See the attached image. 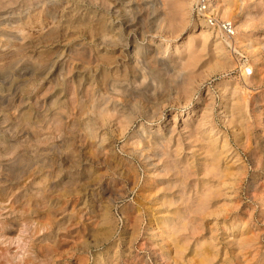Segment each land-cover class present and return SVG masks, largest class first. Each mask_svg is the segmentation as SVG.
Masks as SVG:
<instances>
[{
	"label": "rangeland",
	"instance_id": "1",
	"mask_svg": "<svg viewBox=\"0 0 264 264\" xmlns=\"http://www.w3.org/2000/svg\"><path fill=\"white\" fill-rule=\"evenodd\" d=\"M192 4L0 0V264H264V0L217 4L236 43L199 28ZM119 33L129 50L163 47L176 64L170 75L156 64L131 67L130 53L111 42ZM183 71L187 100L160 96ZM143 77L147 89L137 91ZM133 98L157 105L158 118L135 113L122 134L106 115L97 121L106 140L93 142V99L101 110L114 101L129 110ZM140 123L181 131L187 188L178 177L167 191L161 162L146 168L126 151Z\"/></svg>",
	"mask_w": 264,
	"mask_h": 264
},
{
	"label": "bare ground",
	"instance_id": "2",
	"mask_svg": "<svg viewBox=\"0 0 264 264\" xmlns=\"http://www.w3.org/2000/svg\"><path fill=\"white\" fill-rule=\"evenodd\" d=\"M93 1V0H92ZM126 1V0H125ZM153 1V0H152ZM166 2H168L169 0H165ZM191 1V0H190ZM229 1V0H228ZM56 2V1H55ZM141 3V2H140ZM153 4V3H152ZM151 4V5H152ZM175 4V3H174ZM173 4V5H174ZM110 5V4H109ZM115 5V4H114ZM163 5V4H162ZM172 5V7H173ZM147 6V5H146ZM161 6V5H160ZM169 6V5H168ZM176 8L177 5L175 4ZM175 6L173 7V9L175 8ZM181 6V5H180ZM217 6V5H216ZM126 7V6H125ZM171 7V6H170ZM168 7V8H170ZM179 7V4H178ZM79 8V7H78ZM159 8V6H158ZM163 8V7H162ZM167 8V9H168ZM172 9H170L171 12ZM176 10V9H175ZM174 10V11H175ZM159 11V10H158ZM173 11V12H174ZM179 11V10H178ZM139 12V11H138ZM161 12V10L159 11ZM142 13V12H141ZM165 13V12H164ZM168 13V12H167ZM175 13V12H174ZM223 16L224 17H229L230 16V8L229 6L223 8ZM145 14V13H144ZM173 14V13H172ZM177 14V13H176ZM150 15V14H149ZM119 16V15H118ZM123 16V15H121ZM137 16V14H136ZM173 16V15H172ZM151 17V16H150ZM178 18V16H176ZM131 19V18H130ZM135 19V18H134ZM137 19V18H136ZM157 19V18H156ZM119 20V19H118ZM138 20V19H137ZM176 20V19H175ZM126 21V20H125ZM129 21V20H127ZM143 21V20H142ZM253 21V20H252ZM110 22V21H109ZM137 22V21H136ZM176 22V21H175ZM179 22V21H177ZM176 22V23H177ZM115 23V22H114ZM120 23V21H119ZM128 23V22H127ZM143 23V22H142ZM157 23V22H156ZM155 23V24H156ZM132 24V23H131ZM179 24V23H178ZM154 25V24H153ZM166 25V23L164 24ZM116 26V25H115ZM121 26V25H120ZM127 26V25H126ZM205 26H207V24L205 25L204 21H202V25L199 26V28L204 29ZM114 27V26H113ZM144 27V26H143ZM167 27V26H166ZM165 27V28H166ZM176 27V26H175ZM117 28V27H115ZM153 28V27H152ZM180 28L179 25L177 27V29ZM118 29V28H117ZM124 29L126 30V28L124 27ZM170 29V28H169ZM171 30V29H170ZM199 30V29H198ZM206 30V29H204ZM118 31V30H117ZM123 32V31H122ZM126 32V31H125ZM150 32V31H149ZM153 32V31H152ZM167 32V31H166ZM94 34V33H93ZM240 34V33H239ZM91 35V34H90ZM114 41H111L112 44H120V46L122 48H126L127 50H129V46L128 45V41L126 39V41H123L121 33H119V35H114L112 36ZM225 37V42L227 43H233V42H238V37L235 34L234 37ZM135 38V37H134ZM97 39V38H96ZM125 39V38H124ZM90 40V39H89ZM102 40V39H100ZM109 40V39H108ZM137 40V39H136ZM189 41V40H188ZM154 42V41H153ZM105 43V42H104ZM191 43V42H190ZM89 44V43H88ZM100 44V43H99ZM107 44V43H106ZM152 45V42L150 41L149 44L143 48H140L139 44L137 42H135L132 46V48H130L129 51H127L126 49H124L127 53H130L128 62L130 64L131 67H137V66H141L142 68L146 67L148 64H156L162 75L165 76H169L170 75V71L175 67V61H166L164 59L163 53H164V49L163 47L161 48L160 51H156L155 48H151L150 46ZM248 45V44H247ZM97 46V45H96ZM103 46V45H102ZM187 46V44H186ZM84 47V46H83ZM114 47V46H113ZM179 48V47H178ZM106 49V46H105ZM120 49V47H119ZM177 49V48H176ZM222 49V48H221ZM178 50V49H177ZM124 52V51H123ZM173 52V51H172ZM192 53V52H191ZM120 54V53H119ZM195 55V54H194ZM124 57V56H122ZM196 57V56H195ZM124 59V58H122ZM182 60V59H181ZM113 61V60H112ZM117 61V60H116ZM122 62V61H121ZM120 62V63H121ZM104 63V62H103ZM181 63V62H180ZM101 65V64H100ZM123 65V64H122ZM185 65V64H184ZM183 66V65H182ZM244 66V65H242ZM250 70L251 72H253V65L250 63ZM109 67V66H108ZM246 68V67H245ZM243 69V68H242ZM185 70V69H184ZM248 72V71H247ZM82 73V72H81ZM87 73V72H86ZM128 73V72H127ZM246 73V72H245ZM97 74V73H96ZM251 74V73H249ZM192 75V74H191ZM176 76V75H175ZM178 76V75H177ZM190 72H182V75L180 76L179 79L174 81V88L171 89H166V88H160V96L165 97L166 99H171L172 97V93H175L176 95L179 96V98H183L184 101L187 100V97H189V94L187 93L189 91L190 88ZM144 78L139 80V82H136V85H134V88H136L137 91L145 88L147 89V86L145 84ZM198 78V77H197ZM247 76L244 77V80L246 81ZM100 83V82H99ZM153 84V83H151ZM102 85V84H101ZM157 85V84H155ZM196 87V86H195ZM252 87V86H251ZM250 87V88H251ZM110 88V87H109ZM193 88V87H192ZM191 88V89H192ZM249 88V87H247ZM101 89V88H99ZM125 90L130 89L129 87L124 88ZM150 89V88H149ZM159 89V88H158ZM195 89V88H194ZM193 89V90H194ZM96 90V89H95ZM112 91L115 92H120L119 88H111ZM191 91V90H190ZM103 93V92H102ZM121 93V92H120ZM151 93V92H150ZM127 95V94H126ZM174 95V94H173ZM194 95V94H193ZM125 96V95H124ZM128 96V95H127ZM122 97V96H121ZM176 97V96H175ZM124 98V97H123ZM152 98V97H151ZM140 99V98H139ZM139 99L133 98L131 100V104H130V108L129 110H127L125 104L123 103H116L115 101L112 102L110 105V107H106L103 108L102 110L99 108V104L97 101H95V99H93V104H92V125L90 128V134L91 137L93 138V142L94 140H99V144H101V142H103L104 140H106V138L104 137V133H99L97 132V128H98V120H104L105 116L107 115L109 118L111 117L112 120L116 123L120 125L122 134H124L125 130H127V127L129 125H131L132 119L134 118V114L138 113L139 116H141L145 121L147 122H151L154 121L155 119L158 118V109H157V105L156 108H149V109H144L141 106V103H139ZM154 99V98H153ZM157 100V99H156ZM182 100V99H181ZM189 100V99H188ZM257 100V99H256ZM155 101V100H154ZM174 102V100H173ZM106 103V102H105ZM170 103V101H169ZM175 104V103H174ZM91 105V104H90ZM109 106V105H108ZM160 110V109H159ZM164 110V108L162 109ZM191 117V116H190ZM70 119V118H69ZM186 119V118H185ZM138 123V122H137ZM193 123V122H192ZM149 124V123H148ZM101 125V124H100ZM148 126V125H147ZM146 125H144L143 123H140L138 125V128L135 130V132L133 133V135L130 137L129 136V146L126 149V151L130 154H133L134 156H136L138 158V160L144 165V167L146 168H157L159 166H163L164 168V173H165V179L162 181L163 183H165L164 187L167 191L170 192L171 187H172V182L175 180H178V177H183L182 179V183H183V187L187 188L188 183H187V179L188 176L190 175V173L188 172V170L190 169L187 164H186V160L184 159V154L181 155V153H179V150H181L182 148H184L185 144L183 143L182 140V133L181 131H177L176 132V126L175 123L172 126L169 125H165L162 128H155V129H149ZM131 127V126H130ZM100 128V126H99ZM182 129H186V133L188 134V138L191 136L192 131H193V126L192 124H190L189 122H186V120H182ZM78 131V130H77ZM76 131V132H77ZM128 133V132H127ZM184 133V132H183ZM101 134V135H100ZM129 134V133H128ZM174 135H177L176 138ZM71 138V137H70ZM203 139V138H202ZM117 140V139H116ZM187 140V139H186ZM190 144V143H189ZM172 145H175L174 149L172 150ZM227 145V143L225 144V146ZM200 147V146H199ZM206 149V148H205ZM185 152V151H184ZM118 153V152H117ZM187 154V153H186ZM164 155V156H163ZM106 157V156H105ZM126 157V156H125ZM94 161V160H93ZM130 161V160H129ZM162 163L161 165L159 163ZM113 163V162H112ZM121 163V162H120ZM119 165V164H118ZM121 165V164H120ZM209 166V165H208ZM121 169V168H120ZM140 170V169H139ZM73 171V170H72ZM215 172V171H213ZM248 172V171H247ZM262 172V171H261ZM260 172V173H261ZM144 176V175H143ZM261 177V176H260ZM61 178V177H60ZM226 179V178H225ZM31 180V179H30ZM201 180V178H200ZM124 181V180H123ZM160 182V181H159ZM237 182V181H236ZM13 184V183H12ZM194 184L196 185V182L194 181ZM220 184V183H219ZM91 185V184H90ZM145 187V186H144ZM80 188V187H79ZM109 188V187H108ZM123 191V190H122ZM108 192V191H107ZM166 192V193H169ZM85 193V192H84ZM86 194V193H85ZM170 194V193H169ZM17 195V194H16ZM216 196V195H215ZM207 195H203L201 200L196 204V209H201L202 207H204L205 201ZM100 198V197H99ZM218 199V198H217ZM218 201V200H217ZM173 203H175L174 200H170L168 202V205H172ZM147 204V203H146ZM103 206V205H102ZM96 207V206H95ZM188 203L186 200H182L181 204H180V210H185L188 209ZM54 210H56V208H54ZM142 210V209H141ZM193 210V209H192ZM191 211V210H190ZM142 213V212H141ZM144 216V215H143ZM164 217V216H163ZM165 221H168L169 218H164ZM177 220H180V217H178ZM242 220V219H241ZM224 222V221H223ZM143 223V222H142ZM235 223V222H234ZM237 224V223H236ZM118 227V226H117ZM116 227V228H117ZM141 228V227H140ZM171 231V226H167L166 227V232H170ZM236 231V230H235ZM102 232V231H101ZM101 234V233H100ZM14 235V234H13ZM114 235V234H113ZM154 234H152L153 236ZM112 237V236H111ZM190 237V236H189ZM93 240V239H92ZM104 244V243H103ZM163 244V243H162ZM241 244H243V241L241 242ZM102 245V244H101ZM100 245V246H101ZM81 246V245H80ZM92 249V248H91ZM99 250V249H98ZM95 251V250H94ZM93 252V251H92ZM103 253L100 251V253L97 254L96 258L100 259L102 257ZM4 258V257H3ZM121 261V260H120ZM9 262V261H8ZM87 263V262H86Z\"/></svg>",
	"mask_w": 264,
	"mask_h": 264
},
{
	"label": "built area",
	"instance_id": "3",
	"mask_svg": "<svg viewBox=\"0 0 264 264\" xmlns=\"http://www.w3.org/2000/svg\"><path fill=\"white\" fill-rule=\"evenodd\" d=\"M220 0H193L192 12L198 18L202 19L210 29H216L227 37L234 33V26L229 20L219 19L217 17L216 5Z\"/></svg>",
	"mask_w": 264,
	"mask_h": 264
}]
</instances>
